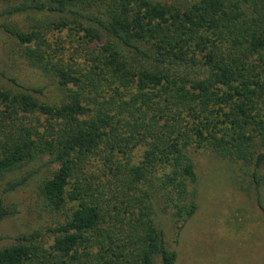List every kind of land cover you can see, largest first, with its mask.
Instances as JSON below:
<instances>
[{
    "label": "trees",
    "instance_id": "trees-1",
    "mask_svg": "<svg viewBox=\"0 0 264 264\" xmlns=\"http://www.w3.org/2000/svg\"><path fill=\"white\" fill-rule=\"evenodd\" d=\"M5 1L0 18L60 16L27 31L0 27L66 98L44 101V86L0 69V179L38 159L56 163L41 192L65 220L14 237L0 264H175L155 202L174 210L179 237L198 210L191 152L200 147L249 168L264 212V0ZM55 29L100 45L88 69L57 54L47 37ZM140 142V162L125 167L119 154ZM102 152L113 174L89 175ZM27 178L9 179L3 193ZM15 211L0 196V223Z\"/></svg>",
    "mask_w": 264,
    "mask_h": 264
},
{
    "label": "rangeland",
    "instance_id": "rangeland-1",
    "mask_svg": "<svg viewBox=\"0 0 264 264\" xmlns=\"http://www.w3.org/2000/svg\"><path fill=\"white\" fill-rule=\"evenodd\" d=\"M159 1L184 5L192 0ZM8 6L7 1L0 0V12ZM0 20L27 31L42 21H59L60 16L24 13L3 16ZM47 37L66 63L82 70L89 68L92 53L100 47L99 44L87 46L81 35L67 29L51 30ZM24 48L0 27V69L27 87L44 86L42 100L51 103L64 101L66 93L56 83L55 77L33 65L24 56ZM255 60L256 57H252V62ZM4 81L6 86L13 85L8 80ZM26 120L29 125H36V117ZM224 126L228 128L225 123ZM222 128L223 124L218 125V129ZM145 149L142 142L134 146L133 143L126 145V153H120L118 160L125 167L138 164ZM191 155L198 176L197 182L192 185V189L197 191L198 210L182 228L179 237L177 227L180 223L173 216L174 210L165 208L159 198L155 202L154 222L164 229L169 247L177 250L175 264H264V212L258 206L255 182L249 168L216 158L207 147L194 149ZM106 159L104 152L92 159L88 165L89 175H112L113 172L104 165ZM44 162L38 159L27 163L0 179V196L9 208L16 210L0 223V249L13 243V238L22 233L46 229L65 220V216L52 211L44 201L42 182L57 168L56 163ZM261 174H264V168ZM22 177H28L24 184L14 191L3 193L9 179ZM262 192L264 202V186Z\"/></svg>",
    "mask_w": 264,
    "mask_h": 264
}]
</instances>
